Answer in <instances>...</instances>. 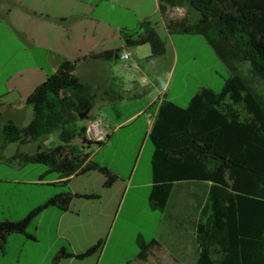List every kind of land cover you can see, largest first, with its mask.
<instances>
[{
	"label": "trees",
	"instance_id": "16d2710c",
	"mask_svg": "<svg viewBox=\"0 0 264 264\" xmlns=\"http://www.w3.org/2000/svg\"><path fill=\"white\" fill-rule=\"evenodd\" d=\"M176 8L185 10L184 17L169 18V9ZM160 14L163 26L147 18L137 29L125 31L128 48L149 46L148 60H154L167 52L164 28L172 35L203 36L231 74L223 90L202 88L188 107L166 100L147 111L155 114L149 133L155 148L149 207L165 213L178 183H209L196 229L201 264H264V0H160ZM122 52L64 62L26 100L34 111L32 122L21 127L9 121L4 126L2 151L13 143L41 142L57 133L58 145L40 144L36 153L19 151L9 161L45 166L46 175L60 181L53 184L56 194L24 219L0 222L1 255L8 254L9 238L28 236L32 222L47 208L67 212L75 198L100 197L74 193L73 176L99 172L108 189L121 178L92 157L90 150L105 146L109 137L104 142L88 138L87 123L94 118L98 91L82 82L76 71L88 59L119 61ZM1 123L0 114V129ZM99 248L80 256L63 248L52 264L84 259Z\"/></svg>",
	"mask_w": 264,
	"mask_h": 264
},
{
	"label": "crops",
	"instance_id": "0c3cea01",
	"mask_svg": "<svg viewBox=\"0 0 264 264\" xmlns=\"http://www.w3.org/2000/svg\"><path fill=\"white\" fill-rule=\"evenodd\" d=\"M184 15L185 10L181 8L168 11L169 18L177 19ZM147 18L161 22L163 26L160 0H0V77L2 78L0 85L3 84L4 89L2 91L0 89L2 118L8 117L13 120V117L18 119L22 117L25 118L24 123L28 121L31 123L34 111L26 105V100L41 84L56 74L64 62L122 49L119 61H123L124 54H130L129 61L135 65V71L140 73V79L149 77V84L146 83L148 85H143L139 79H136L127 87L120 86L121 83L117 79L118 62L113 60L88 59L80 62L76 71L82 82L94 86L98 91V103L91 112L93 119L100 117L98 112H94L95 109L100 111L103 107L107 109L132 107L124 117L117 119L110 115L103 122L109 132V140L105 146L92 148L90 151L92 157L102 158L100 160L107 163L103 151L109 149L112 141L121 133L129 132L127 141L136 134H143L142 140L144 143L147 142L155 119V114H149L147 111L154 104H161L166 100L181 106L178 100L185 97L187 90L186 84L182 92L177 93L174 90L173 84L180 64V54L172 34L165 28L167 52L164 56L148 60L151 55L149 46L143 47L141 56L139 51L131 53V48L127 47L124 39L125 31L137 29ZM184 40L198 41L214 60L211 66L196 75L214 70L215 67V74L224 78L222 71L216 69L217 67L222 68L230 77L229 68L205 37L185 35ZM21 52L26 53V56L14 62ZM202 88L213 89L210 82H203L198 85L196 94ZM141 121L142 126L132 128ZM130 125L133 126L128 129L123 128ZM33 143L50 148L58 145L60 141L59 139L52 141L51 137H48L41 142ZM13 144L24 146L20 143ZM6 149L0 152V164L10 165L16 162L17 168L13 169L16 174L27 167L21 166L18 161L10 162L11 158L5 155ZM19 151L25 152L18 150L17 153ZM126 166L129 168L130 163L124 167ZM138 168L137 161L128 178L117 172L121 176L119 180L125 182L122 188L129 190L134 186ZM35 172L37 178L21 175L5 178L0 175V222L5 219L22 220L36 208H32L29 198L25 202L23 211L13 212L16 188L50 187V192L44 191L46 200L43 203L56 194L53 184L60 179L55 175L47 176V168L46 171L35 170ZM70 180V187L74 193L95 194L100 197L75 198L71 209L67 212H62L56 207L47 208L32 222L28 236L13 235L9 238L8 254L6 256L0 254V264H52L63 248L75 256H80L99 245L100 248L89 257L84 259L72 257L62 260L59 264L196 263V249L186 242L184 235L188 232V227L180 211L176 207L175 213H169L172 197L160 219H154L155 215H152L155 228L151 234L130 228L117 230L129 198L107 197L106 178L99 172L73 176ZM179 184L181 183L177 185ZM4 186L12 188L7 192L10 198L13 197L7 204L9 216L4 215ZM143 217L150 218L144 215Z\"/></svg>",
	"mask_w": 264,
	"mask_h": 264
},
{
	"label": "rangeland",
	"instance_id": "374dc122",
	"mask_svg": "<svg viewBox=\"0 0 264 264\" xmlns=\"http://www.w3.org/2000/svg\"><path fill=\"white\" fill-rule=\"evenodd\" d=\"M161 34L166 38V32L161 30ZM173 40H175L177 48L180 54V64L178 70L176 72V77L174 79V90L177 93L183 91L184 85H187L186 95L182 99H179L178 102L181 107H188L191 103L192 99L196 96V90L200 83H208L212 84L213 90L220 92L224 88L225 79L229 78V75L223 72L222 68H217L222 71V74L225 76L224 78H220L216 75L215 67L214 70H208L203 73L198 72L202 71L204 68L211 66L214 63L213 58L209 56L207 49L203 47L201 43L198 41H186L185 35H172ZM143 47L130 49L131 53L139 51V55H143ZM147 51V50H146ZM26 56V53L21 52L17 59L14 62H17L23 59ZM117 79L119 81L120 86L123 85L127 87L130 82H133L136 79H140V73L135 71V65H132L131 61H117ZM23 62H21L22 64ZM132 66V69H130ZM188 75V76H187ZM0 77V82H1ZM149 84V83H148ZM146 84V85H148ZM145 85V84H143ZM1 91L3 89V84L0 85ZM135 101V100H133ZM138 103L135 104L137 106ZM132 108V107H131ZM131 108L125 109H107L103 107L100 111L95 109L94 112L99 114V119L103 122L108 119L110 115L116 117L117 119L124 117L128 114ZM31 109V108H30ZM31 111V110H30ZM25 119V118H24ZM22 117L20 119L14 118L8 119L2 118L1 129H0V152L1 146L4 142L3 138V128L9 122L12 121L18 126L26 127L30 124V121L25 122ZM142 126V121L139 124H135L132 128H137ZM131 128V129H132ZM128 129V128H126ZM128 131L121 133L116 139H114L111 143L109 149L104 150L103 154L107 157V164H109L116 172L121 174L124 178H128L131 174V170L134 168L136 162L139 163L138 172L136 174L135 184L134 186L126 190L122 185H125L123 180H119L112 189H107L105 191L107 197H128L129 201L127 206L125 207V211L121 218V222L119 223V227L117 230H125L127 228L143 230L146 234H151L155 228V223L152 222V215H155L154 219H160L162 216L161 212L152 211L149 207V196L152 188V158L155 152V148L153 143L148 140L144 143L142 140L143 134L134 135L131 140L127 141L126 137L128 135ZM52 141H58V134H53L50 136ZM56 139V140H54ZM51 143V142H50ZM39 148V143H31L28 145L21 146L19 144H12L6 149L5 155L9 158H12L18 150L25 151L27 153H35ZM102 159V158H99ZM130 163V167L128 165ZM17 168V163L12 162L10 165L0 164V175L8 178L9 176H24L28 178H33L37 173L35 170H44L46 171V167L42 165H29L27 167L22 168L20 172H16L13 170ZM80 179H88V178H80ZM210 184L204 182H188L181 183L176 186L175 191L173 192L172 200H171V208L169 213H175V208L180 211L182 218L185 221L186 227H188V232L185 233L184 237L186 239L187 244L190 247H194L196 249V263L201 264V250L198 246L196 240V229L198 218L201 209L206 203L208 192H209ZM11 186H4V199H5V207H4V215L9 216V209L7 207L10 196L7 194L8 191H11ZM17 189V194L14 197V205L12 207L14 211H23L25 209V202L27 199L31 198V206L32 208L39 206L46 199L44 197V191L50 192L51 188L48 186H36V187H19ZM19 191V192H18ZM14 214V213H13ZM144 216L150 217L147 219Z\"/></svg>",
	"mask_w": 264,
	"mask_h": 264
},
{
	"label": "built area",
	"instance_id": "2783aa9c",
	"mask_svg": "<svg viewBox=\"0 0 264 264\" xmlns=\"http://www.w3.org/2000/svg\"><path fill=\"white\" fill-rule=\"evenodd\" d=\"M130 54H124L122 60L124 62L129 61ZM140 82L146 84L149 82V77H142ZM87 136L89 139L97 142H104L109 137V132L104 127V123L101 119L96 118L90 120L87 123Z\"/></svg>",
	"mask_w": 264,
	"mask_h": 264
}]
</instances>
